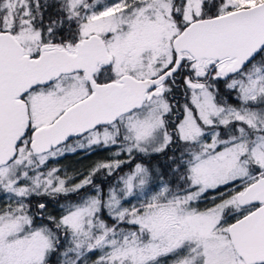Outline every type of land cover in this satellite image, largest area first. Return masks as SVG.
Wrapping results in <instances>:
<instances>
[{
  "label": "snow or ice",
  "instance_id": "obj_1",
  "mask_svg": "<svg viewBox=\"0 0 264 264\" xmlns=\"http://www.w3.org/2000/svg\"><path fill=\"white\" fill-rule=\"evenodd\" d=\"M0 201V264H264V0H0Z\"/></svg>",
  "mask_w": 264,
  "mask_h": 264
},
{
  "label": "rangeland",
  "instance_id": "obj_2",
  "mask_svg": "<svg viewBox=\"0 0 264 264\" xmlns=\"http://www.w3.org/2000/svg\"><path fill=\"white\" fill-rule=\"evenodd\" d=\"M85 155H87L86 153H77L75 155H68L62 159L59 160L58 162V165L56 164V162L54 161L53 164H50L49 166H61L65 169H67L70 173L73 171V170H80V171H83V170H86L88 169L95 161L97 160H102V159H105L107 158L110 153L109 152H104V151H97L95 153V156L93 155L92 157L95 158V160L91 163H87V161L85 162H81V160L83 161V159L85 158ZM169 155H171V153H169ZM159 160L161 163H164L165 162V157L164 156H160L159 157ZM62 161H64L62 163ZM157 160H154V162H156ZM128 169L125 168L124 171H127ZM97 183H100V179L97 178ZM115 180V177L111 178L108 183H112L113 181ZM107 187V185L105 186ZM212 194L210 193L209 194V197L211 196ZM69 199L71 200H75L76 197L75 196H72V197H69ZM64 201L61 200V203H63ZM0 204H2V201H0ZM200 207H206V206H210V200H205L203 202L200 203L199 205ZM49 211L52 212L54 215H59L60 214V211H59V206L55 203H51L49 204Z\"/></svg>",
  "mask_w": 264,
  "mask_h": 264
},
{
  "label": "flooded vegetation",
  "instance_id": "obj_3",
  "mask_svg": "<svg viewBox=\"0 0 264 264\" xmlns=\"http://www.w3.org/2000/svg\"><path fill=\"white\" fill-rule=\"evenodd\" d=\"M96 153V152H95ZM95 156V154H92V155H85V158L83 159V161L81 160V162H85V161H87V163H92L94 160H95V158H93L92 156Z\"/></svg>",
  "mask_w": 264,
  "mask_h": 264
},
{
  "label": "trees",
  "instance_id": "obj_4",
  "mask_svg": "<svg viewBox=\"0 0 264 264\" xmlns=\"http://www.w3.org/2000/svg\"><path fill=\"white\" fill-rule=\"evenodd\" d=\"M159 157H160V156H159ZM159 157H156L154 160H158V161H160V160H159ZM63 162H64V161H62V163H63ZM97 180H98V179H97Z\"/></svg>",
  "mask_w": 264,
  "mask_h": 264
}]
</instances>
